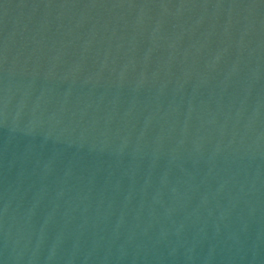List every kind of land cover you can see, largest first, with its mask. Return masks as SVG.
<instances>
[{"label":"water","instance_id":"1","mask_svg":"<svg viewBox=\"0 0 264 264\" xmlns=\"http://www.w3.org/2000/svg\"><path fill=\"white\" fill-rule=\"evenodd\" d=\"M0 264H264V0H0Z\"/></svg>","mask_w":264,"mask_h":264}]
</instances>
